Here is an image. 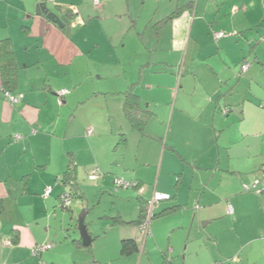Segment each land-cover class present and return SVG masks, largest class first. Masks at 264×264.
<instances>
[{
	"label": "crops",
	"instance_id": "obj_1",
	"mask_svg": "<svg viewBox=\"0 0 264 264\" xmlns=\"http://www.w3.org/2000/svg\"><path fill=\"white\" fill-rule=\"evenodd\" d=\"M43 3L77 21L60 29L36 14ZM262 27L264 0H0V47L8 41L17 68L0 49V264H264V194L253 188L264 177ZM181 57L190 65L176 80ZM73 166L75 186L64 183ZM113 190L99 218L108 243L89 228L85 247L75 211L89 217ZM155 193L171 200L143 243ZM125 240L138 251L124 255ZM40 245L52 249L34 254Z\"/></svg>",
	"mask_w": 264,
	"mask_h": 264
},
{
	"label": "rangeland",
	"instance_id": "obj_2",
	"mask_svg": "<svg viewBox=\"0 0 264 264\" xmlns=\"http://www.w3.org/2000/svg\"><path fill=\"white\" fill-rule=\"evenodd\" d=\"M261 30L264 33V27H262ZM261 49H264V48H261ZM261 49L258 52L260 54V57L264 61V55H263L264 50H261ZM234 57L237 58V55H235ZM194 58H195V61H194L195 63H193V64H195L196 66H199V63H200L199 58L197 56H195ZM253 58L255 59V56H253ZM134 60H135V58H134ZM182 60H183V57H181L180 63L176 67L171 68L172 70L175 71V73H173V74H174V77L176 78V80H177V76L179 75V72H181L182 76L186 75L188 73L187 67L190 64L187 61L183 60V61H185V64H186V67H185L184 62H182ZM216 60L219 61V58H216ZM137 66H138L137 61L136 62L134 61V68H136ZM259 73L261 76L262 84L259 86L258 90L261 93V96L264 97V70H263V68L259 67ZM238 76L235 77V83L233 84V86L235 84H239L240 80L245 78L246 75H242L241 77H238ZM246 88H247V86L245 85V86H242V88H240V89L246 90ZM253 89L256 92L257 87L255 86V87H253ZM263 112H264V110H263ZM260 140H261L262 144H264V139L261 138ZM260 140H259V143H261ZM124 181L130 183V181H126V180H124ZM131 190H132L131 188L130 189H120L119 192L120 191L128 192ZM114 197H117V193H115V191L113 190L109 193V195L103 194L102 196L98 197L93 203H91L92 212L89 215V217H86V225H87L88 229L90 228L92 230V232L94 233V235L98 237L97 239H95V242H93V243H108L104 240V236L107 233V231L103 229L104 228L103 227V223H104L103 221L104 220L99 219V218L104 216V213H103L104 211H106L108 208L112 207ZM93 206H95V207H93ZM82 212H83V209H80V210L77 209L75 211V213H77L75 225H77L76 229L78 230V233H79V238H78L79 240H81V234H80V231L78 228V222H79V218H80Z\"/></svg>",
	"mask_w": 264,
	"mask_h": 264
},
{
	"label": "built area",
	"instance_id": "obj_3",
	"mask_svg": "<svg viewBox=\"0 0 264 264\" xmlns=\"http://www.w3.org/2000/svg\"><path fill=\"white\" fill-rule=\"evenodd\" d=\"M95 4L99 5L100 2L96 1ZM69 11H70V13L73 14L74 18H76V16H75L76 11H73V9H69ZM74 23L72 24V26L74 25ZM226 36L227 35L224 32H222V33L217 34L216 38H217V40H220V39L225 38ZM250 67H251V64L246 62L242 66V71L243 72H247L250 69ZM67 93H68L67 90H63V91L58 92V96L59 97H64ZM5 97L8 99V101L12 105H15V104H17V103H19L21 101V96L14 95V94H12L10 92H5ZM89 134H92V131H90ZM20 138H22V137L18 136L17 140H20ZM96 174H97V172H94V178H95ZM261 183L263 184V187L261 189H256V185H253V188L255 189V191L257 190L258 193L264 194V177H263V181ZM116 185H117L118 188H130V187L133 186L132 183H127V182H125L123 180H118ZM244 188H245L246 191L251 190V187L246 186V185L244 186ZM50 193H51V189H48V191H46L45 196L46 197L49 196ZM169 199H170L169 195H164V194H161V193H155V195L153 197V200L149 201L146 204V206H145L146 207V217H145V219L142 221V223L139 226L140 238H141V241L143 243H145L147 238L151 235V227L150 226H151L152 216H153V213H154L156 205L159 204L162 201H166V200H169ZM63 202H64V205L66 207L71 206L72 202H71V199H70L68 194H65L63 196ZM228 211H229V213H232L233 212V208L230 206ZM8 245H11V243L8 242ZM50 249H52L51 245H40V246H37L36 248H34L33 252L36 255H40L42 252L48 251Z\"/></svg>",
	"mask_w": 264,
	"mask_h": 264
},
{
	"label": "trees",
	"instance_id": "obj_4",
	"mask_svg": "<svg viewBox=\"0 0 264 264\" xmlns=\"http://www.w3.org/2000/svg\"><path fill=\"white\" fill-rule=\"evenodd\" d=\"M174 15H172L171 17H169V19H172ZM74 22H76V19L74 20ZM73 22L71 23V26H72ZM8 41H5L2 46L0 47V49L2 50H5V53H4V57L6 58V67H8L10 69V71L14 72L17 68H16V61H15V57H14V53L8 48ZM15 74V73H13ZM12 80V79H11ZM10 92V91H8ZM11 93V92H10ZM134 97L132 95H130L127 99H126V114L128 117H133L132 116V113H131V109H134L135 107V103L134 102ZM75 166L73 167H70L69 168V171L66 173V178H64V183H68L67 181L69 180V184H71L72 186H75V178L73 176V170H74ZM69 194V197L71 199L72 197V194L71 193H68ZM64 196V195H63ZM171 200V197L170 199ZM169 200H166V201H169ZM164 202V201H162ZM148 203V202H147ZM161 203V202H160ZM158 205V204H157ZM157 205H156V208H157ZM146 205L144 204L142 206V212H141V218H140V222L139 224L142 223V221L145 219L146 217ZM156 208L154 210V213H153V216H152V221L157 218V213H156ZM152 221H151V225H152ZM140 226V225H139ZM151 227V226H150ZM94 241V240H93ZM140 242V241H139ZM123 245H122V253L124 255H127V254H130L134 251H138V241H135V240H125L122 242ZM141 243V242H140Z\"/></svg>",
	"mask_w": 264,
	"mask_h": 264
},
{
	"label": "water",
	"instance_id": "obj_5",
	"mask_svg": "<svg viewBox=\"0 0 264 264\" xmlns=\"http://www.w3.org/2000/svg\"><path fill=\"white\" fill-rule=\"evenodd\" d=\"M36 14L38 16H45L47 20L52 22L54 25L58 26L62 30H67L71 27L72 21L75 20L74 16L70 12H66L65 14L61 15L57 12L51 10L46 3L40 4L37 7ZM89 211L83 210L79 222L78 228L81 234V239L83 241V245L88 247L91 245L92 237L88 231V227L86 225V217Z\"/></svg>",
	"mask_w": 264,
	"mask_h": 264
},
{
	"label": "flooded vegetation",
	"instance_id": "obj_6",
	"mask_svg": "<svg viewBox=\"0 0 264 264\" xmlns=\"http://www.w3.org/2000/svg\"><path fill=\"white\" fill-rule=\"evenodd\" d=\"M68 12H70V11H68ZM72 14V13H71ZM73 15V14H72Z\"/></svg>",
	"mask_w": 264,
	"mask_h": 264
}]
</instances>
